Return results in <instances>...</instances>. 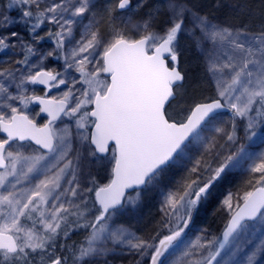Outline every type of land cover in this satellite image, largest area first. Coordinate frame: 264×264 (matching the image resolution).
<instances>
[{"label": "snow or ice", "instance_id": "1", "mask_svg": "<svg viewBox=\"0 0 264 264\" xmlns=\"http://www.w3.org/2000/svg\"><path fill=\"white\" fill-rule=\"evenodd\" d=\"M147 2L116 0L115 8L131 12ZM42 3L9 0L6 7H15L20 17H0V28L20 23L35 42L45 40L38 30L46 23L56 28L46 33L55 47L44 53L17 32L0 35V52L15 49L10 41L17 38L24 55L14 63L26 66L0 67V133L6 134L0 138V264H107L116 246L148 257L150 264H166V254L178 250L181 257L173 264H264V152L249 156L250 173L259 176L243 204L233 212L232 195L222 201L231 213L222 239L209 237L207 230L186 238L195 216L245 152L240 145L227 154L215 151L210 160L204 154L194 159L203 129L225 108L232 113L231 129L215 131L226 143L237 144L236 118L246 121L248 139L264 127V27L251 32L213 23L187 0H164L135 23L128 16L106 33L93 19L77 40L73 25L80 22L76 18L96 15L93 0H48L43 8ZM104 11L114 19L113 9ZM164 12L167 18L159 21ZM188 17L192 29L185 24ZM196 30L198 47L201 39L213 46L207 71L219 98L196 103L181 116L169 112L185 79L178 70L180 38ZM48 57L63 60V71L46 70ZM25 85L67 90L49 98L48 91L36 95L35 89L28 95ZM34 102L39 112L30 116ZM41 113L47 114L42 126L36 122ZM25 141L38 147L26 154ZM178 168L185 174L164 192L161 205L167 234L157 231L144 239L123 226L111 227L142 193L160 189ZM104 174L107 183L101 182ZM80 230L84 239L68 245Z\"/></svg>", "mask_w": 264, "mask_h": 264}, {"label": "rangeland", "instance_id": "2", "mask_svg": "<svg viewBox=\"0 0 264 264\" xmlns=\"http://www.w3.org/2000/svg\"><path fill=\"white\" fill-rule=\"evenodd\" d=\"M47 2L48 0H45V3ZM93 2L96 5L93 9V12H95L96 15L93 17L91 14H86L88 15L87 19L76 18L80 22L73 25L74 35L77 40L80 38L83 26L89 24V22L93 19L98 22L101 32L106 33L112 24L120 26L128 16H131L132 22L135 23L144 17L145 13L154 6L163 4L164 0H148L144 8L133 10L131 12H124L116 9V0H93ZM8 3L9 0H0V17L8 15L13 20L18 19L21 12L16 10L15 7L7 8L6 5ZM45 3L41 4L42 8L45 6ZM135 3L136 0H133V5H135ZM187 3L190 6H193L195 11H198L203 15H207L213 23L228 25L234 28L246 27V29L251 32H259L262 27H264V0H187ZM109 8L113 9L112 17H114V19H111L107 12L104 11ZM166 18L167 13L164 12L160 15L159 21H163ZM185 24L188 29L193 28V21L190 17L186 18ZM50 25L51 24L46 23L38 30L39 35L45 36V40L40 42L32 41L26 27L20 23H13L12 26L0 28V35H10L12 32H17L19 33L20 39L32 43L34 48L39 50L41 53H44L55 47L54 42L49 40L46 36L49 29L53 31ZM198 38H200L198 30H196L195 36L189 34L181 36L180 50L182 54L180 56L178 67L181 72L184 73L185 77L187 76V78H189L190 70L195 68L198 64L197 68H200L204 72L207 80L209 81L208 91L206 92V95L202 96L200 99L198 98L195 101H188L185 99V96L188 93V87H181L179 89V100L173 102L169 108V112L173 114L180 113L181 116H183L192 106H194V104L206 103L219 98L217 95L216 82L211 73L207 71L208 57L213 52V46L211 43L201 39L200 46L198 47ZM10 42H15L16 48L0 52V67L14 66L25 70L26 66L16 65L14 63L16 60L22 59L24 55L19 41L17 38L13 37ZM32 59L36 60L38 57H33ZM63 66V60L57 61L54 57H48L45 61L46 70L55 69L56 71H63ZM89 67L91 68L92 66L90 65ZM73 74L79 78L78 72H73ZM17 75H19V73H17ZM25 87L29 89L27 94L31 95L34 86L25 85ZM60 87L63 88L58 90L56 94L57 97L62 91L67 90L64 85H61ZM77 87H79V85H77ZM10 91H16L15 85H12ZM35 93H37L36 90ZM231 119L232 113L230 111L227 113H220L216 120L203 129L201 133L202 143L196 145L191 153L194 159L199 158L201 154H204L205 159L210 160L212 159V153L215 151L227 154L229 151H236L240 145H243L245 149V152L240 153L237 157L239 163L227 172L224 179L221 180L214 189V194L210 201L202 207L199 213L195 216L194 223L190 224V228L188 229L187 239L194 240L195 236L201 235V230H207V235L209 237L221 238L231 215V213L222 206V201L225 197L231 194L233 198L232 203L234 212L236 210L235 205L243 202L245 193L254 189V177L259 176L258 173H250V167L253 163V159H250L249 156L255 158L258 157L261 152H264V127L259 128L257 130V135L252 139H248L243 128V141L236 130L238 139L237 144L233 145L226 143V137L222 138V134L215 131L217 127H224L230 130ZM236 119L238 120V118ZM245 123L246 121H244L243 126ZM73 130H75V127H73ZM213 143H215L217 147L212 149V152L206 153L205 148L209 147ZM219 145L225 146L224 148H219ZM32 149L34 148L26 145L23 150L27 154ZM108 172L110 173V168L108 169ZM184 174L183 169L178 168L173 170L169 174L168 178L163 182L160 189L142 193L139 202L134 206H128L123 214L116 219L115 223L111 225V227L115 228L123 226V228L144 239L154 236L157 231H161L162 234H167V229L163 227L164 213L161 212L164 192L167 191L168 188L173 187L176 182L180 181ZM107 180L108 175L104 174L101 182L107 183ZM250 180L252 183H249ZM131 195L135 196V192ZM228 247H231V245H227L226 248ZM166 256H168L166 264H173L174 261L181 257V251L178 250L174 255L166 254ZM227 259L228 257L225 256V260ZM137 261H139L140 264H150L148 257L141 259L139 254L134 250L129 251L128 248H121L120 246H116V250L110 253L107 257V264H137ZM69 264H71V262H69Z\"/></svg>", "mask_w": 264, "mask_h": 264}, {"label": "trees", "instance_id": "3", "mask_svg": "<svg viewBox=\"0 0 264 264\" xmlns=\"http://www.w3.org/2000/svg\"><path fill=\"white\" fill-rule=\"evenodd\" d=\"M50 27L53 29V31H56L55 26L50 25ZM197 65L195 68H192L190 70V74H189L190 77L187 78V76H186L184 79V83L182 84V87H185V86L188 87V90H187L188 93L185 96L186 97L185 99L188 101L189 100L195 101L198 98L200 99L202 96L206 95V92L208 91L209 81L207 80L204 72L200 68H197ZM179 98H180V95L177 96L176 100H179ZM243 124H244V121L241 120L240 118H238L236 130H237V133L239 134L242 141L244 140V134H243L244 126H243ZM85 235H86V232L84 230L73 232L71 235V239H69L67 241V244L72 245L73 242L79 243L84 239ZM64 254L69 255V253L67 251H65ZM69 262H71V260H69Z\"/></svg>", "mask_w": 264, "mask_h": 264}, {"label": "flooded vegetation", "instance_id": "4", "mask_svg": "<svg viewBox=\"0 0 264 264\" xmlns=\"http://www.w3.org/2000/svg\"><path fill=\"white\" fill-rule=\"evenodd\" d=\"M33 86L37 92V93H35L36 95H44L45 91H48L49 98L54 97V96L57 97L56 94H57L58 90L63 88V87H60L59 89L52 88L49 91L44 86H37V85H33ZM39 108H40V106L38 104L33 103V104L29 105V108H28L29 110H27V111H28L30 116H33V115H35V113L39 112ZM36 122L38 125L42 126L43 124H45L47 122V115H44L43 113H41L39 116L36 117ZM65 122L70 123L71 126L74 127V122L67 121V118H65ZM0 136H1V138H4V136L1 133H0ZM24 144H26V145L34 148V149L36 148V146L30 142H26ZM189 228H190V226H189ZM186 231L188 233L189 230L187 229Z\"/></svg>", "mask_w": 264, "mask_h": 264}, {"label": "water", "instance_id": "5", "mask_svg": "<svg viewBox=\"0 0 264 264\" xmlns=\"http://www.w3.org/2000/svg\"><path fill=\"white\" fill-rule=\"evenodd\" d=\"M179 70V69H178ZM184 82V81H183ZM183 82H182V84H183ZM37 86H44V85H37ZM45 87V86H44ZM173 102V101H172ZM211 102V101H210ZM205 103V102H204ZM34 104H38V103H35L34 102ZM39 105V104H38ZM219 111V113H227L229 110L227 109V108H225V109H221V110H218ZM44 115H47L46 113H43ZM3 136H5L6 134H4V133H1ZM26 142H29V141H25V142H22V143H26ZM32 143V142H31ZM32 144H34V143H32ZM36 146V145H35ZM36 147H38V146H36ZM0 170H2V169H0ZM128 192L129 193H132L133 191L132 190H128ZM243 204V202L241 203V205ZM230 220V219H229ZM228 223H229V221H228ZM226 229V228H225ZM224 229V230H225ZM221 239H222V237H221ZM227 247V246H226Z\"/></svg>", "mask_w": 264, "mask_h": 264}, {"label": "bare ground", "instance_id": "6", "mask_svg": "<svg viewBox=\"0 0 264 264\" xmlns=\"http://www.w3.org/2000/svg\"><path fill=\"white\" fill-rule=\"evenodd\" d=\"M229 112V111H228Z\"/></svg>", "mask_w": 264, "mask_h": 264}]
</instances>
